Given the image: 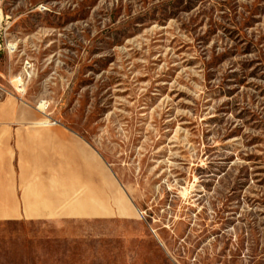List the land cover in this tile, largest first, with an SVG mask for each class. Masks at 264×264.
I'll use <instances>...</instances> for the list:
<instances>
[{"label":"rangeland","instance_id":"obj_1","mask_svg":"<svg viewBox=\"0 0 264 264\" xmlns=\"http://www.w3.org/2000/svg\"><path fill=\"white\" fill-rule=\"evenodd\" d=\"M6 99L129 205L1 221L0 264H264V0H0Z\"/></svg>","mask_w":264,"mask_h":264},{"label":"crops","instance_id":"obj_2","mask_svg":"<svg viewBox=\"0 0 264 264\" xmlns=\"http://www.w3.org/2000/svg\"><path fill=\"white\" fill-rule=\"evenodd\" d=\"M46 120L32 105L0 100V222L107 218L127 209L89 143Z\"/></svg>","mask_w":264,"mask_h":264},{"label":"bare ground","instance_id":"obj_3","mask_svg":"<svg viewBox=\"0 0 264 264\" xmlns=\"http://www.w3.org/2000/svg\"><path fill=\"white\" fill-rule=\"evenodd\" d=\"M52 124H55L56 122H52V121H50Z\"/></svg>","mask_w":264,"mask_h":264}]
</instances>
